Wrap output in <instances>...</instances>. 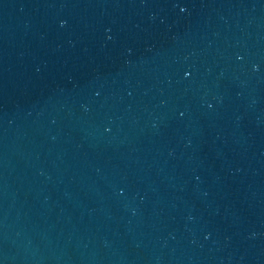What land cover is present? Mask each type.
<instances>
[{
    "label": "water",
    "instance_id": "95a60500",
    "mask_svg": "<svg viewBox=\"0 0 264 264\" xmlns=\"http://www.w3.org/2000/svg\"><path fill=\"white\" fill-rule=\"evenodd\" d=\"M0 264H264V0H0Z\"/></svg>",
    "mask_w": 264,
    "mask_h": 264
}]
</instances>
